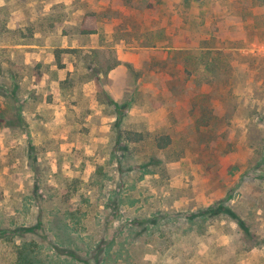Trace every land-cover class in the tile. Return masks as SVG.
<instances>
[{"label": "rangeland", "instance_id": "374dc122", "mask_svg": "<svg viewBox=\"0 0 264 264\" xmlns=\"http://www.w3.org/2000/svg\"><path fill=\"white\" fill-rule=\"evenodd\" d=\"M91 11L97 38L79 34ZM121 41L140 49L109 74ZM107 96L143 141L116 144ZM217 205L249 240L199 218ZM20 247L32 264H264V6L0 0V264Z\"/></svg>", "mask_w": 264, "mask_h": 264}, {"label": "trees", "instance_id": "16d2710c", "mask_svg": "<svg viewBox=\"0 0 264 264\" xmlns=\"http://www.w3.org/2000/svg\"><path fill=\"white\" fill-rule=\"evenodd\" d=\"M194 1H199V0H194ZM252 1L256 2L258 5L264 6V0H252ZM98 29L99 27H98L95 13L93 11L86 12L83 15V18L79 25V34L82 36L94 35V34H97ZM64 51L66 50L55 49L53 52L54 63L58 68H62V65L59 62V54L63 53ZM117 64L118 62H116L115 65H111L108 68V70L115 67ZM126 67L130 69V66L128 65H126ZM105 73L106 72H103V75ZM70 82L71 80L69 78H65V80L62 81V83H67V84L68 83L71 84ZM106 100H107L106 103L112 106L113 108L112 114L114 115L113 116L114 121L110 124V131L114 135L116 144L117 145L119 144L121 147H123V149H126L127 144H136V143L143 141L144 136L146 135L145 132L130 130V128H123L121 126V119H119L122 116L120 112L122 109L121 107L124 106V108H126L127 104L126 103L118 104L116 102H113L108 96L106 97ZM126 111H128V108H126ZM153 140H154V145L156 143L157 149H165L169 144V137L167 134L165 135L158 134L153 138ZM210 212H211V215H215L220 212L227 213L228 215H230V217L235 221L239 229H241V232L243 233L245 238L249 240L250 235L247 232V228L245 227V224L240 218H238L234 213H232V211L229 208L223 207L222 205H219V206L217 205L215 208H211V209L201 212L199 214V218L209 219L210 216H207V215ZM187 221H190V218L189 220L187 218ZM22 248L20 247V248H17L16 250L18 264H32L33 263L32 260L34 258L33 259L31 257L28 258L26 256L24 249Z\"/></svg>", "mask_w": 264, "mask_h": 264}, {"label": "crops", "instance_id": "0c3cea01", "mask_svg": "<svg viewBox=\"0 0 264 264\" xmlns=\"http://www.w3.org/2000/svg\"><path fill=\"white\" fill-rule=\"evenodd\" d=\"M98 35H100L99 30L97 31V34L89 35L88 37H95V38H97ZM105 35H107V34H105ZM106 37H107V36H106ZM119 43H121V46L123 47V50H121V56H117V58H116L118 64L116 65V67H114V68L109 72V74H110V73L113 74L114 71L119 70V69H123V71H125V67H124L123 63L126 64V63H129V62H130V59H129V55L131 54L130 51H135V50L140 49V48H137V47H134V46H133V47H125V45L123 44V41H121V42H119ZM126 54H127V57H128V58L124 56V55H126ZM111 97H112V96H111Z\"/></svg>", "mask_w": 264, "mask_h": 264}]
</instances>
